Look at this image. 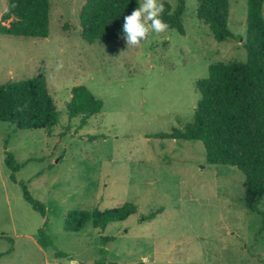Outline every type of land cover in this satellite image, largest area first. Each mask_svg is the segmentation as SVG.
<instances>
[{
	"label": "rangeland",
	"instance_id": "374dc122",
	"mask_svg": "<svg viewBox=\"0 0 264 264\" xmlns=\"http://www.w3.org/2000/svg\"><path fill=\"white\" fill-rule=\"evenodd\" d=\"M228 1L232 36L223 42L197 18L196 0H185L184 34L150 32L136 46L85 39L79 13L86 0H51L45 38L0 34V83L37 76L59 112L50 134L0 121V253L12 249L0 264H264V197L259 214L247 209L244 174L207 164L201 141L153 137L192 120L196 82L209 65L246 60L247 0ZM6 3L0 0V15ZM78 85L103 103L81 128L66 109ZM7 153L25 162L17 181ZM20 181L46 205V226ZM128 202L138 213L104 230L91 223L64 230L71 209ZM41 228L53 246L37 243ZM103 236L113 240L102 244Z\"/></svg>",
	"mask_w": 264,
	"mask_h": 264
},
{
	"label": "trees",
	"instance_id": "16d2710c",
	"mask_svg": "<svg viewBox=\"0 0 264 264\" xmlns=\"http://www.w3.org/2000/svg\"><path fill=\"white\" fill-rule=\"evenodd\" d=\"M173 7L163 1L161 18L184 34L183 14L185 0H175ZM197 18L208 26L215 40L223 42L232 34L227 27L228 0H196ZM51 0H7L0 15V34L45 38L49 34ZM139 0H86L79 19L82 36L90 41L111 42L122 38L124 17L139 7ZM264 0H247L246 36L243 47L245 61L217 62L209 65L208 75L196 82L200 99L192 120L182 129L173 128L170 133L161 132L154 138L201 141L205 148V160L209 165H229L244 176V203L247 209L260 213L259 204L264 197ZM123 39V38H122ZM72 96L66 105L68 119L80 117L78 128L99 113L102 101L84 85L72 88ZM0 121L12 124L16 129L41 128L50 134L59 122V112L39 77L0 83ZM6 165L11 169L10 178L16 180V172L25 165L7 153ZM24 199L48 223L47 207L34 198L24 182L20 181ZM138 213L134 203L128 202L114 208L71 209L64 220V230L78 232L87 223L104 230L110 223L121 222ZM156 213L142 215L141 219L155 218ZM112 237H101L102 244ZM37 243L42 247L53 246L44 228L38 231ZM12 249L0 253L9 254ZM106 249H100V255ZM61 257L64 254L56 251ZM97 259L95 264H102Z\"/></svg>",
	"mask_w": 264,
	"mask_h": 264
},
{
	"label": "clouds",
	"instance_id": "9594fccd",
	"mask_svg": "<svg viewBox=\"0 0 264 264\" xmlns=\"http://www.w3.org/2000/svg\"><path fill=\"white\" fill-rule=\"evenodd\" d=\"M164 4L160 0H143L130 15L124 17L122 38L128 47L147 40L150 32L160 33L169 25L161 18Z\"/></svg>",
	"mask_w": 264,
	"mask_h": 264
}]
</instances>
